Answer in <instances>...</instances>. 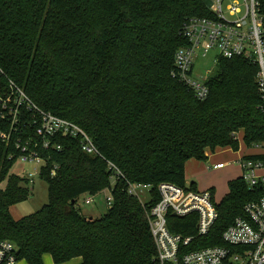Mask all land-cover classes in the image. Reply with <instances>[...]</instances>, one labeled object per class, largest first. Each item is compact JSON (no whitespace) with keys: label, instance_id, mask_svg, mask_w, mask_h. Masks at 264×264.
Here are the masks:
<instances>
[{"label":"trees","instance_id":"1","mask_svg":"<svg viewBox=\"0 0 264 264\" xmlns=\"http://www.w3.org/2000/svg\"><path fill=\"white\" fill-rule=\"evenodd\" d=\"M206 1L0 0L6 78L41 111L83 129L98 150L89 156L77 141L55 137L60 151L41 152L47 203L14 220L9 210L29 199V181L11 173L16 161L7 156L14 146L0 143V240L15 245L18 262L43 264L49 255L53 264H159L148 225L156 186L186 188V163L204 161L207 150L238 151L236 135L246 147L264 143L256 66L218 59L203 101L170 76L176 50L186 45L182 24L209 16ZM8 93L7 80L0 79V94ZM0 131L8 133V124L0 122ZM29 136L38 140L31 128L12 142ZM107 162L124 178L114 182L111 207L93 219L76 204L82 195L110 188ZM127 183L152 185L151 199L142 204L128 195ZM188 188L196 191L194 183ZM259 195L241 178L228 182V193L216 204L218 218L198 244L220 245L223 231ZM168 219L172 233H195L192 216Z\"/></svg>","mask_w":264,"mask_h":264},{"label":"built area","instance_id":"2","mask_svg":"<svg viewBox=\"0 0 264 264\" xmlns=\"http://www.w3.org/2000/svg\"><path fill=\"white\" fill-rule=\"evenodd\" d=\"M262 0H212V8H208L209 16L191 17L181 27L180 36L186 42L174 54V70L171 78L189 89L194 97L203 101L208 97L207 81L211 72L204 78H195L194 59L205 57L215 51L214 68L218 59H243L258 68L256 84L258 93L264 98V8ZM0 79L8 82L9 93L0 94V122L8 124V133L0 131V143L7 147L14 146V152L7 160L23 165H31L32 169H23L25 179L40 175L45 159L42 151L61 146L54 142L55 137H63L78 142L80 151L89 156H97L98 150L89 136L76 124L46 113L38 109L22 90L8 80L0 68ZM24 114H30L25 120ZM33 129L37 139L31 136L26 139L12 137L24 135ZM25 137V136H24ZM236 139L237 135H236ZM255 159L240 157L237 161L241 168V179L251 190L259 189L260 195L255 201L247 203L243 215L234 219L221 235V244L202 247L198 240L206 237L218 218L214 193L211 190L197 192L189 188H180L171 183H160L156 186L158 201L148 211V225L156 250L159 264H264V143L255 144ZM111 179L114 182L124 178L121 172L107 162ZM224 164L213 166L219 170ZM57 170L52 165L50 175ZM113 182V186H114ZM110 196L105 199L106 207L112 205ZM152 185L127 183V193L138 198L144 190L150 192ZM89 196V195H87ZM85 199L90 205L92 198ZM139 199V198H138ZM151 199V198H150ZM169 216L178 219L192 216L190 224H195L193 235L172 233ZM189 228H187L188 230ZM17 248L9 241L0 240V264H17Z\"/></svg>","mask_w":264,"mask_h":264},{"label":"rangeland","instance_id":"3","mask_svg":"<svg viewBox=\"0 0 264 264\" xmlns=\"http://www.w3.org/2000/svg\"><path fill=\"white\" fill-rule=\"evenodd\" d=\"M207 8H212V0L206 1ZM215 51L210 52L205 57L197 56L194 59V71L193 76L195 78H204L211 72L210 76L214 72V56ZM209 76V77H210ZM238 151H233L230 148L215 149L214 152L207 150V158L204 161H197L194 159L189 160L186 163L185 168V185L186 188L190 183H194L197 192H203L212 190L214 192L215 203L218 204L228 193V182L233 181L241 177V168L238 166L237 161L240 157L247 155H254L257 151L252 147H246L243 142L242 135H238ZM216 163H222L225 165L224 169L213 170V166ZM31 170V165H23L21 163H15L11 170L12 174L18 176H24L22 170ZM27 185L30 191V197L28 200L18 203L10 208V214L14 220H19L25 216L37 212L42 206L47 203V187L38 176L28 179ZM114 180L111 179V186H113ZM110 196L108 190H104L98 193L92 198L90 205H85V199L89 198L87 195H82L77 200V208L81 210V213L85 216H91L93 219L100 218L107 211L105 199ZM138 198L142 204L147 203L150 200L148 190H144L138 194ZM21 263V261L19 262Z\"/></svg>","mask_w":264,"mask_h":264},{"label":"crops","instance_id":"4","mask_svg":"<svg viewBox=\"0 0 264 264\" xmlns=\"http://www.w3.org/2000/svg\"><path fill=\"white\" fill-rule=\"evenodd\" d=\"M216 164H219V163H216ZM215 164V165H216ZM185 168H186V166H185ZM225 168V165H224V167L223 168H221V169H224ZM221 169H219V170H221ZM214 170V169H213ZM212 191V190H211ZM214 193V192H213ZM17 264H27L25 261H21V263H17ZM43 264H53V262H52V259H51V257L49 256V255H44L43 256ZM67 264H79V260H74V261H71V262H69V263H67Z\"/></svg>","mask_w":264,"mask_h":264}]
</instances>
